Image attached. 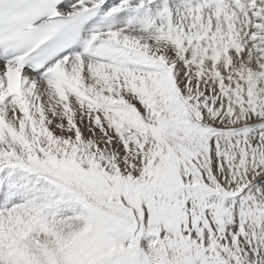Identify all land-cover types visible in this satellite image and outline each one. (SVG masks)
I'll return each instance as SVG.
<instances>
[{"label":"snow or ice","instance_id":"snow-or-ice-1","mask_svg":"<svg viewBox=\"0 0 264 264\" xmlns=\"http://www.w3.org/2000/svg\"><path fill=\"white\" fill-rule=\"evenodd\" d=\"M0 264H264V0H0Z\"/></svg>","mask_w":264,"mask_h":264}]
</instances>
